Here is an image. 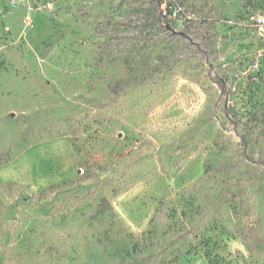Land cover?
<instances>
[{"label": "rangeland", "instance_id": "rangeland-1", "mask_svg": "<svg viewBox=\"0 0 264 264\" xmlns=\"http://www.w3.org/2000/svg\"><path fill=\"white\" fill-rule=\"evenodd\" d=\"M261 17L0 0V264H264Z\"/></svg>", "mask_w": 264, "mask_h": 264}, {"label": "trees", "instance_id": "trees-1", "mask_svg": "<svg viewBox=\"0 0 264 264\" xmlns=\"http://www.w3.org/2000/svg\"><path fill=\"white\" fill-rule=\"evenodd\" d=\"M168 14H170V12H167ZM168 18L166 15H162V12H159V15L156 19V23L158 25H160L161 27H164L166 26L169 22H168ZM216 85L218 87L221 88V90L224 92L226 87H225V84H224V80L222 78H219L218 80L215 81ZM249 162L253 163V164H258L260 166H263L264 167V160H255L253 159L251 156L249 158H247ZM53 187V186H52ZM54 188V187H53ZM136 248V247H135ZM137 250V249H135ZM138 251V250H137Z\"/></svg>", "mask_w": 264, "mask_h": 264}, {"label": "built area", "instance_id": "built-area-1", "mask_svg": "<svg viewBox=\"0 0 264 264\" xmlns=\"http://www.w3.org/2000/svg\"><path fill=\"white\" fill-rule=\"evenodd\" d=\"M162 15H166L168 20L171 19V15L168 14L165 10H162ZM261 25L264 27V17H261V21H260Z\"/></svg>", "mask_w": 264, "mask_h": 264}]
</instances>
